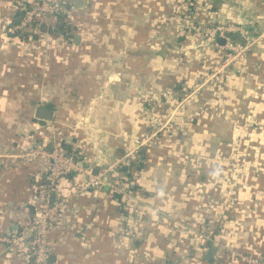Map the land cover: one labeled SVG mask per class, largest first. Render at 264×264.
Listing matches in <instances>:
<instances>
[{"label":"crops","instance_id":"crops-1","mask_svg":"<svg viewBox=\"0 0 264 264\" xmlns=\"http://www.w3.org/2000/svg\"><path fill=\"white\" fill-rule=\"evenodd\" d=\"M20 3L0 0V238L12 236L34 215L45 180L38 160L26 163L13 154L37 142L52 148L65 139L73 142L64 141L81 153L76 151L81 160L95 163L104 153L110 161L138 149L135 140L149 127L144 106L160 101L156 109L163 115L159 139L164 149H147L146 165L133 177L139 190L132 203L124 204L106 185L70 198L65 226L52 233L49 264H208L209 245L201 244L196 234L176 231L189 217L199 219L186 188L198 183L194 186L210 191L205 180L217 168L206 170V162L200 161L206 152L191 156L185 142L191 137L194 143L213 142L215 152L224 144L215 122L205 119L199 98L187 97L200 82L199 59L187 52L200 45L204 26L231 22L258 36L247 62L260 59L264 0H194L193 5L189 0H85L74 11L82 34L74 33L71 41L53 31L51 17L46 24L3 32L4 26L21 21ZM70 26L75 31V24ZM238 71L234 68L228 77L233 94L250 96L247 86L254 82ZM38 105L52 109L50 120L34 116ZM246 110L253 118L262 113L254 121L264 123L263 103L246 105ZM192 125L197 128L193 134ZM210 128L213 137L207 134ZM193 159L197 164L191 165ZM217 170L222 175L223 169ZM192 174L199 176L195 183L190 182ZM258 174L248 173L250 200L234 217L253 232L242 250L264 255V184L256 181ZM84 181L82 174H67L58 180L57 196ZM216 232L212 239L222 240ZM232 240L223 241L230 245ZM227 253L220 252L219 264L229 262ZM18 255L0 241V264H18Z\"/></svg>","mask_w":264,"mask_h":264},{"label":"rangeland","instance_id":"rangeland-1","mask_svg":"<svg viewBox=\"0 0 264 264\" xmlns=\"http://www.w3.org/2000/svg\"><path fill=\"white\" fill-rule=\"evenodd\" d=\"M98 21L99 17L96 22ZM212 23L214 22H210L209 24ZM234 35L238 37V40L233 39L234 42L242 43L241 45L249 42L248 49L243 53V56L238 55L226 61L225 49L218 47L213 41H209L204 31L200 32L199 38L202 37V40H199L200 45L198 46L197 44L195 47H191L192 49L187 52L190 57L195 56V58H198V62L200 63L198 66L200 69V82L189 90L187 97L190 100L199 98L197 102L199 105H203V111L207 114L205 119L209 120L212 124L215 122V129L221 130L220 133H222L221 136L224 144H221L222 148L217 147L215 152L213 142L197 143L198 141L195 139L196 143H194L191 137L185 142L184 147L189 149L191 156L197 152L199 154L206 152V159L200 160L201 162H206V164H203L207 168L206 170L210 171L212 168L217 167L216 171L218 168L219 170L223 169V173L218 176L209 174L206 177V185L211 189L210 191H202L199 187L194 186L198 185L195 182L199 176L192 174L193 177L190 178V182L195 184L190 185L186 189H190L189 197L192 200L193 209L196 211V216H199V219L195 220L194 218L196 217H189L190 222L184 223V225L177 224L176 231L178 233L188 232V234H196L198 237L199 231L195 227L197 225L200 227V224H203V231L209 236L208 238L213 236V231H217L223 237L220 241L218 239H208L210 245L216 241L220 243L219 246L223 251L237 250L245 252L244 249L242 250V247L245 246L247 238L252 236L253 232L250 229L248 230L246 223H240L234 216H239L245 210L250 200L246 191L249 188V184L247 183L249 181L248 173L258 171L259 174L255 175V179H257L256 181H262L264 184L262 180L264 179V123L258 124L254 121V118L257 119L262 113L255 114L253 118L246 110V105L256 107L258 102L264 104V51L260 52V59L254 60L251 58L247 62L249 57H253L251 56V52L254 50L253 43L258 36L250 33L248 34L249 39L246 41L240 34L235 33ZM234 68L236 71L239 70L238 75L244 72L252 78L254 86H247V90L251 92L250 96L246 94V96L233 94V80L229 82L228 77L234 74ZM231 90L233 91L231 92ZM221 103L226 105L218 108ZM160 104V101L150 104L144 111V117L149 120V127L144 131L142 138H139L141 143L138 147V152L141 148H146L149 151L154 150L156 147L164 149L163 140L159 139V134L164 131L165 125L161 111L156 109ZM234 105H236L235 118L232 116ZM220 109H222L221 112ZM196 130V126L192 125L189 132L193 131L191 133L193 134L196 133ZM208 130L210 133L207 134L213 137L214 130L211 128ZM215 132L217 136L219 131ZM197 148L200 150L197 151ZM186 155L188 156V153ZM214 156H216L215 161ZM190 162L191 165L192 163L193 165L197 164L196 159L190 160ZM219 180L221 186L219 185ZM251 184L257 187V185ZM256 195L260 196V193ZM203 217L204 220H202ZM228 238H233L231 241L233 248L231 244L225 245L224 241L226 242ZM236 244L239 248L236 247Z\"/></svg>","mask_w":264,"mask_h":264},{"label":"built area","instance_id":"built-area-1","mask_svg":"<svg viewBox=\"0 0 264 264\" xmlns=\"http://www.w3.org/2000/svg\"><path fill=\"white\" fill-rule=\"evenodd\" d=\"M20 9L22 12L21 21L4 26L3 32L14 33L35 24H46L47 18H56L58 15H62L65 18V24H75L74 33L82 34L81 24L78 21L75 22L74 11L76 9L71 0H21ZM203 31L208 36L209 41H213L215 45L225 49L226 61L238 55L243 56V53L248 49L249 42L241 45L242 43L233 41L232 34L235 33L240 34L246 41L249 38L246 30L231 22L208 24L204 26ZM58 35L63 41L72 40L71 37H66L62 33ZM45 38H49L48 35ZM218 38H223L224 42L219 43ZM64 141L73 143L70 140L64 139ZM135 142L138 145L141 143L139 140H135ZM76 145L79 148L80 144L77 143ZM137 150L136 146L110 161L99 158L95 163L81 160L77 155V150L68 153L60 144L47 148L43 142H37L23 149L22 152L13 154L15 159L26 163L38 160L45 174V180L40 185V194L38 192L37 195L38 202L34 204V215L22 224L21 229L16 230L12 236L0 238V241L4 242L7 248H10L17 255L19 254L18 264H49L47 260L51 257L54 244L52 233L65 226L66 209L70 198L88 189H101L106 185L112 193L120 196L124 204H131L135 194L125 182L118 180L117 169L126 164L137 153ZM78 154L81 155L79 152ZM98 162H101L99 170L97 173H93V168ZM70 173L84 175L85 181L71 193L65 196H57L58 180ZM51 196L54 197L53 200H51ZM219 244L216 241L213 242L212 245L216 247V251L208 264H219L222 258L220 252L223 251ZM225 256L229 260L227 264H264V255L257 253L230 250Z\"/></svg>","mask_w":264,"mask_h":264},{"label":"trees","instance_id":"trees-1","mask_svg":"<svg viewBox=\"0 0 264 264\" xmlns=\"http://www.w3.org/2000/svg\"><path fill=\"white\" fill-rule=\"evenodd\" d=\"M194 0H189V3L191 5H193ZM54 26H51V28H53V31L55 32H59L62 33L63 35H65L66 37H73L74 35V31L72 30V27L70 25L65 24V18L62 15H58L56 18H54ZM185 37V35L183 36ZM232 39L234 40H238V37L234 34H232ZM149 104H145V108L147 109L149 107ZM61 146L63 148H65L67 150V152L69 153L70 151H72L65 142L61 143ZM148 154V150L146 148H141L139 150V152L137 153V155L135 154L133 157H131L126 164H123L121 166H119V168L117 169L118 172V180L121 182H125L128 187L135 193L138 192V188L137 186L134 184V175L136 174V171H139L141 168H143L146 165V157ZM66 177V175H65ZM115 194V193H114ZM120 200V196H118V194H115ZM123 202V201H122ZM123 204V203H122ZM203 230V229H202ZM199 231V236L198 238L200 239V241H202L201 244L203 245H210V241L205 239V237L201 236V234L204 233V231ZM205 230H207L205 228ZM203 232V233H202ZM206 233V232H205ZM214 236H211V239Z\"/></svg>","mask_w":264,"mask_h":264},{"label":"water","instance_id":"water-1","mask_svg":"<svg viewBox=\"0 0 264 264\" xmlns=\"http://www.w3.org/2000/svg\"><path fill=\"white\" fill-rule=\"evenodd\" d=\"M84 1L85 0H74V4H73V7L77 10H80L82 9L83 5H84ZM77 38H78V35L74 36V40L77 41ZM219 43H223L224 42V39L223 38H218L217 39ZM51 115H52V109L48 108L47 106H44V105H38L35 109V112H34V116L36 118H39V119H43V120H50L51 119ZM99 158L100 159H105V154L102 153V154H99ZM101 165V162H98L96 166H94L93 168V173H97V171L99 170V167ZM54 197L51 196V200H53ZM215 251H216V247L213 246V245H210L207 250H206V253H205V258L207 260H211L215 254ZM48 263L51 262V257L47 260Z\"/></svg>","mask_w":264,"mask_h":264},{"label":"clouds","instance_id":"clouds-1","mask_svg":"<svg viewBox=\"0 0 264 264\" xmlns=\"http://www.w3.org/2000/svg\"><path fill=\"white\" fill-rule=\"evenodd\" d=\"M213 175H218V170L212 173Z\"/></svg>","mask_w":264,"mask_h":264}]
</instances>
